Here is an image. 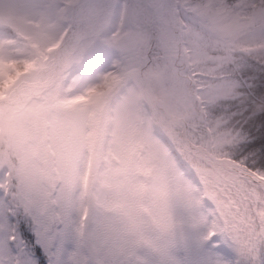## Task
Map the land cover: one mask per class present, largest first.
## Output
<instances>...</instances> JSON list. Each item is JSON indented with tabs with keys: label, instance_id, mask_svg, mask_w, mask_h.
I'll return each mask as SVG.
<instances>
[{
	"label": "snow or ice",
	"instance_id": "obj_1",
	"mask_svg": "<svg viewBox=\"0 0 264 264\" xmlns=\"http://www.w3.org/2000/svg\"><path fill=\"white\" fill-rule=\"evenodd\" d=\"M146 70L155 106L114 108ZM205 252L264 264V0H0V264Z\"/></svg>",
	"mask_w": 264,
	"mask_h": 264
},
{
	"label": "rangeland",
	"instance_id": "obj_2",
	"mask_svg": "<svg viewBox=\"0 0 264 264\" xmlns=\"http://www.w3.org/2000/svg\"><path fill=\"white\" fill-rule=\"evenodd\" d=\"M144 74H145L147 80L155 81L156 79L159 78L157 73L152 72L150 70H146L144 72ZM141 79H143L142 74H133V76L130 78V81H129V83H131V85L134 86V88H137L139 90L140 96H141V94L146 93L144 85H142L140 83ZM155 95L157 96V98H159L158 94H155ZM148 100L150 101L149 98H148ZM138 103H139L138 98L135 97V99H133L132 96L129 95V97H126L123 100H121L120 103L116 102L114 108L120 109L125 115H128V114H130V109L137 106ZM150 103H151V101H150ZM154 106L155 105L152 104V107H154ZM182 107H183V98L180 94H177L175 96L174 103L170 106H167L166 108L168 109V111H170V113L174 117H176L178 119V113L182 110ZM168 119L172 120L173 122H175L177 120V119H173V118H168ZM193 255H196V253L190 252L189 258L191 259ZM200 259L204 262V264H210L211 254L207 253V252L202 253V254H200Z\"/></svg>",
	"mask_w": 264,
	"mask_h": 264
},
{
	"label": "clouds",
	"instance_id": "obj_3",
	"mask_svg": "<svg viewBox=\"0 0 264 264\" xmlns=\"http://www.w3.org/2000/svg\"><path fill=\"white\" fill-rule=\"evenodd\" d=\"M111 3L116 4L118 0H111ZM92 26L97 29L98 33L103 30L105 36H110L111 33L119 27L118 20L111 13H105L101 17L92 21ZM116 39L122 44L139 45L145 43L143 36L133 32L128 26L120 28Z\"/></svg>",
	"mask_w": 264,
	"mask_h": 264
},
{
	"label": "trees",
	"instance_id": "obj_4",
	"mask_svg": "<svg viewBox=\"0 0 264 264\" xmlns=\"http://www.w3.org/2000/svg\"><path fill=\"white\" fill-rule=\"evenodd\" d=\"M107 65H104L101 67V71L106 70ZM129 95L132 96L133 99L138 98L139 99V104L142 103H146L148 104L150 107H152V104L150 103V101L148 100V97L146 95V93L141 94L139 93V90L137 88H134V86L131 85V83H128L122 90V92H120L117 95H114L111 98V104L113 107H115L116 102H121V100H123L126 97H129Z\"/></svg>",
	"mask_w": 264,
	"mask_h": 264
},
{
	"label": "water",
	"instance_id": "obj_5",
	"mask_svg": "<svg viewBox=\"0 0 264 264\" xmlns=\"http://www.w3.org/2000/svg\"><path fill=\"white\" fill-rule=\"evenodd\" d=\"M142 78H143V80H147V78H146L144 73H142ZM144 88H145V91H146L150 101L155 105L156 101H158L159 99L154 94H149L148 91H147V88L145 86H144ZM161 111L167 113L168 114V118L177 119L172 114H170V112L168 111V109L166 107L162 108Z\"/></svg>",
	"mask_w": 264,
	"mask_h": 264
}]
</instances>
